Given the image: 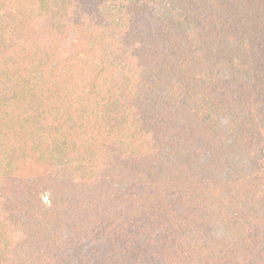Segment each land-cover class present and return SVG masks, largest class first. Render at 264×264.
<instances>
[{"label":"trees","instance_id":"obj_1","mask_svg":"<svg viewBox=\"0 0 264 264\" xmlns=\"http://www.w3.org/2000/svg\"><path fill=\"white\" fill-rule=\"evenodd\" d=\"M0 264H264V0H0Z\"/></svg>","mask_w":264,"mask_h":264}]
</instances>
